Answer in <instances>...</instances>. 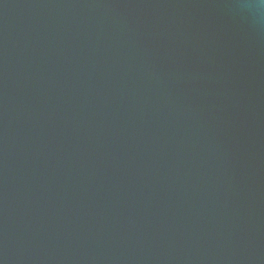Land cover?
<instances>
[{
	"label": "water",
	"instance_id": "1",
	"mask_svg": "<svg viewBox=\"0 0 264 264\" xmlns=\"http://www.w3.org/2000/svg\"><path fill=\"white\" fill-rule=\"evenodd\" d=\"M259 0H0V264H264Z\"/></svg>",
	"mask_w": 264,
	"mask_h": 264
},
{
	"label": "clouds",
	"instance_id": "2",
	"mask_svg": "<svg viewBox=\"0 0 264 264\" xmlns=\"http://www.w3.org/2000/svg\"><path fill=\"white\" fill-rule=\"evenodd\" d=\"M258 7L264 8V0H259Z\"/></svg>",
	"mask_w": 264,
	"mask_h": 264
}]
</instances>
